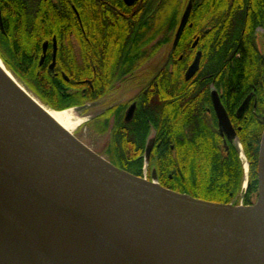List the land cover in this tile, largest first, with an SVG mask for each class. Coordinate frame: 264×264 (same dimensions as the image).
I'll use <instances>...</instances> for the list:
<instances>
[{
	"label": "water",
	"instance_id": "1",
	"mask_svg": "<svg viewBox=\"0 0 264 264\" xmlns=\"http://www.w3.org/2000/svg\"><path fill=\"white\" fill-rule=\"evenodd\" d=\"M191 8L189 1L172 49ZM211 97L219 130L231 140L236 132L227 112L216 91ZM257 183L256 201L241 206L174 191L155 172L150 180L136 176L62 128L0 74L4 264H264V128Z\"/></svg>",
	"mask_w": 264,
	"mask_h": 264
},
{
	"label": "trees",
	"instance_id": "2",
	"mask_svg": "<svg viewBox=\"0 0 264 264\" xmlns=\"http://www.w3.org/2000/svg\"><path fill=\"white\" fill-rule=\"evenodd\" d=\"M59 1L60 12L56 22L41 23L37 20V23L31 24L33 29L29 31L19 27L16 31L6 32V35L0 33L2 39L8 38V45H0L6 49L7 55L0 51V58L6 68L44 103L59 110L83 105L88 99L96 100L113 92L122 83L118 76L131 69L129 61L132 57L138 58L140 62V59L148 58L171 39L178 14L184 7L182 0H156L153 8L146 9L145 17L140 16L133 23L122 22L109 33L103 31V37L96 41V45L104 46L100 47L104 54L98 55L101 56L98 61L91 64L83 61L77 68L73 65L64 66L60 60L58 69H63L69 77V81H65L60 75L55 76L45 66L39 65L36 58L38 44L42 40L56 35L61 42L69 41L64 28L70 25L71 0ZM74 3L79 9L75 0ZM21 4L26 2L19 1L17 6ZM6 11L9 16L12 15ZM167 11H170L169 18L166 17ZM13 15L17 20H22L16 12ZM167 19L171 22L172 32L167 30ZM82 20L84 23L83 16ZM51 25L58 30L52 33L46 31L44 27ZM257 27L264 30V0L193 2L188 23L175 49L177 53H185L184 58L180 63H175L173 71L169 72L165 56H162L156 71L158 77L149 86L154 104L142 116L139 114L137 119V116L133 118V121L158 123L162 138L171 140L173 148L167 147L154 163L162 186L211 202L230 203L234 200L240 188L242 170L236 146L229 142L224 145L216 129L209 86H220L224 95L229 94L227 102H230V107L232 103L236 107L241 101L237 94L239 89L251 83L256 86L257 106H251L244 117L234 123L241 125L237 136L250 166L248 191L251 193L257 189L258 150L264 128V65L258 59ZM97 35H100V31ZM194 36H200V68L193 78L184 80L183 71L191 60L189 51H192L190 44ZM80 38L81 45H84L85 40L82 36ZM149 48L153 49L150 54ZM136 64L137 61L132 64L133 68ZM92 67L95 68L93 90H88L86 98L81 91L85 85L75 80L83 75L93 76ZM233 119L238 118L232 115ZM97 121L103 122L97 127L104 131L109 119L100 118ZM120 127L123 128L122 125ZM121 131L114 130L112 134V146L120 152V159L117 157L112 163L139 175L143 161L138 159L135 152L131 156L133 159H129V155L143 140L136 137V130L128 139L127 134L120 137Z\"/></svg>",
	"mask_w": 264,
	"mask_h": 264
},
{
	"label": "flooded vegetation",
	"instance_id": "3",
	"mask_svg": "<svg viewBox=\"0 0 264 264\" xmlns=\"http://www.w3.org/2000/svg\"><path fill=\"white\" fill-rule=\"evenodd\" d=\"M19 1L26 2V4H21L17 6ZM155 1L156 0H75V2H77L79 5V9L76 7L74 0L69 1V6L71 9V12H69L70 25L64 28V31L68 32L69 41L61 42L57 39L56 35H52L49 39L42 40L41 43L38 44V52L36 54V58L38 60L39 65L45 66V68H47L55 76L60 75L63 79H65V75L67 77L65 81H69V77L66 75L65 71L63 69H58L57 67L61 59L63 61L62 63L64 66L73 65L77 68L78 66L83 64V61L85 62V64H88V61L90 64L98 61L99 57H101L98 55L104 54L102 52V49L100 48L103 45H96L97 38L101 39L103 37L102 32L104 31L105 33H109L110 31L117 29L120 25H122V22L133 23L134 21H138L140 16L145 17L146 9H149V7L153 8ZM182 1L186 2L184 6H186V4L191 1L193 6V2L195 0ZM59 3V0H0V33L6 35V32L16 31L19 29V27L22 30H31L33 29V26L31 24L37 23V20H39V22L41 23H48L49 21L52 23L56 22V20H58L60 12ZM6 9L11 12L12 15L9 16ZM183 10L184 9H182L181 12L178 14L177 23L174 27L171 39L165 44V46L160 48L161 51H163V55L165 56L164 61H166L165 65H167V70L169 72L173 71L174 64L180 63L179 61H182L185 55V53L182 52H175L178 43L176 44L174 49H172L174 34L179 24ZM14 12L18 14L20 19L22 18L21 21L15 18V16L13 15ZM169 15L170 11H167L166 17L169 18ZM82 16L84 19V23L82 20ZM44 19H47V21L44 22ZM166 23L169 24V26L167 25V27L169 28L167 29L169 30L168 32H172L170 29V20H168ZM44 28L46 29V31L51 33L58 30V28L53 25L46 26ZM258 28L260 27H257L255 29V34ZM99 31L100 35H97ZM81 36L85 40L84 45H81V41L79 40L81 39ZM104 38L105 40L107 39L106 37ZM7 39H2L0 37V45H8ZM194 41H196V45L193 46ZM199 41L200 36H194L191 41L190 47L192 48V51H189V54L192 58L190 57L191 60L183 71L184 80H190L191 78H193L200 68L202 50L198 46L200 43ZM45 43L46 45H44ZM261 48H263V50L260 49V47L258 46V59L259 62L264 65V45H261ZM152 51L153 49L149 48L148 54H150ZM198 52H200L201 54L199 68L191 77L186 78V71L190 64L193 62ZM156 53L157 52H155L148 58L140 59V62L139 59L136 57H132L130 59L129 62L131 69L125 74H121L120 76H118V78L122 80V83L118 84V87H116L113 92L99 98H109L110 100L108 101V105L106 104L100 112H98L95 116H92V121H97L100 118L102 120L109 119V121L112 119L113 126L109 129V133L106 132L110 135L111 139L114 130L117 131L118 129H122L120 137H125V134H127V132L132 134L133 131L136 130V137H141L140 139H142L143 142L139 145L137 144V148L131 153L134 154L135 152V155H137L138 159H141L144 162V169H141L142 172L139 175H134L139 177H143L144 175L146 177V172H149V177H151L153 172H155V175L158 179V173L154 166V163L157 162L158 158L163 155V152L166 150L167 147H169L170 149L173 148L171 140L169 138L167 139L166 137L162 138L161 133L159 132L158 123L151 121H133V118L135 116H137L136 119L138 118L139 114L140 116H142L149 108V106L151 107V104H154L153 95L150 92L151 90L149 86H152L156 78L158 77L156 71L159 69L158 65L160 64L159 62L162 60H156ZM53 61L54 67L51 69L50 65ZM136 61L137 64L136 66H134L135 68H133L132 64ZM92 70L94 73L93 76L83 75L75 80V82H78L80 84L82 83L83 85H85L81 88V91L83 93V96L86 98L89 95L88 90H93L92 82L95 78V68L92 67ZM212 91L217 92L220 102L224 107L225 111L227 112L229 120L236 132V136L231 140L228 139L227 135L222 130H219L217 117L212 104ZM119 92L127 95L124 96L127 97L126 101H117V98L120 96ZM114 93H117V95ZM237 94L241 99L240 103L236 107L232 103V107H230V102H227L229 94L224 95L220 86L216 84H211L209 86L211 110L213 111V114L215 116L216 129L220 137L222 138V143L224 145H226L227 142L232 143L234 146H236V148L237 140L240 146H242L237 136V130H240L241 125H235L234 122H239L242 117H244V113L247 112V110L251 106L255 108L258 102L256 86L251 83H248L247 85H242L239 89V93ZM96 100L88 99L87 101H85L83 106L91 104ZM244 101H246V105L244 106L243 110L238 113V109ZM207 110H210V107H207ZM232 115H235L238 119L232 120ZM118 125H122L123 128ZM151 138H153V143L148 157H146L145 155L147 141ZM133 158L134 157L129 156V159ZM146 159L148 160L149 164L145 163ZM169 177H171V175H169Z\"/></svg>",
	"mask_w": 264,
	"mask_h": 264
},
{
	"label": "rangeland",
	"instance_id": "4",
	"mask_svg": "<svg viewBox=\"0 0 264 264\" xmlns=\"http://www.w3.org/2000/svg\"><path fill=\"white\" fill-rule=\"evenodd\" d=\"M182 2H183V6H184V1H182ZM182 2H181V4H182ZM263 35H264V30L261 27L258 28L256 31V42H257V45L262 50H263V48H261V45H263ZM147 46H151V45H147ZM0 51H2L4 54L7 55L6 49L5 48L3 49V47H1V46H0ZM162 55H163V51H161V49H160L155 54L156 60L158 61L159 59H161ZM7 70L10 73H12L8 68H7ZM12 75L36 99H38L44 105L49 106L48 104L44 103L30 88H28V86L25 83H23L17 76H15L14 73H12ZM119 93H120V96L117 98V101H119V102L126 101L127 97H124V96H127V95L124 93H121V92H119ZM114 94L117 95V93H114ZM102 99L96 100L95 102H92L91 104H87L85 106H83V105H78L77 107L76 106H68V107H65L63 109H71L74 116L80 117V118H86V121L82 122L80 124V126L76 129V131L74 132V135L79 140H81L83 143H85L87 146H89L91 149H93L96 153L100 154L101 156L105 157L107 160L112 162L113 160H115V158L117 159V157L120 159V157H119L120 152L112 146L113 141L110 138V135L108 134L109 129L113 126V120L111 119L110 121H108L107 128L104 131H100V129L97 127V124L103 123L102 121H99V122L98 121H94V122L92 121V116H95L98 112H100L105 107L106 104L108 105V103H109L108 101L110 100L109 98H104L103 100ZM50 108H52V107H50ZM57 110H59V109H57ZM106 132H108V133H106ZM132 135L127 132V136L125 135L126 139L130 138ZM127 141L128 140H126L124 143H126ZM236 142H238V140ZM241 147H242V152H243L244 156H243V158H240V156H239L241 148L239 149V152L237 150V156H238L239 163H240L241 170H242V178H241L240 188H239V190H238V192H237V194L234 197V200L232 202L235 205H245V204L252 205L257 199V189L251 193H249V191H248L247 183L249 181L250 166H249L248 159L244 153L243 146H241ZM129 156H132V153H130ZM244 161H246L245 164H248L247 177H245ZM143 164H144V162H143ZM143 164H142L141 169H144ZM141 172H142V170H141ZM143 177H145V176L143 175ZM145 178L150 180L151 177H149V172H146ZM245 181H246V183H244Z\"/></svg>",
	"mask_w": 264,
	"mask_h": 264
},
{
	"label": "bare ground",
	"instance_id": "5",
	"mask_svg": "<svg viewBox=\"0 0 264 264\" xmlns=\"http://www.w3.org/2000/svg\"><path fill=\"white\" fill-rule=\"evenodd\" d=\"M0 74L11 83L18 91H20L28 100L34 103L37 107H39L42 111H44L48 116H50L58 125L62 128L70 132L74 135L76 129L80 126V124L86 121V118H80L73 115L71 109H53L47 105L41 103L38 99H36L30 92H28L10 73L2 60L0 59ZM238 145V142H237ZM239 147V146H238ZM240 156L243 158V153H240ZM244 161L245 170H247V165ZM0 264H4L0 259Z\"/></svg>",
	"mask_w": 264,
	"mask_h": 264
}]
</instances>
